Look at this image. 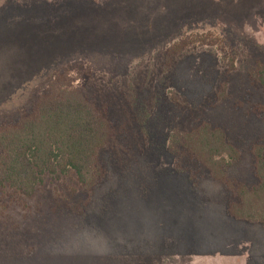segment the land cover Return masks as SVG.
Here are the masks:
<instances>
[{"label":"rangeland","instance_id":"1","mask_svg":"<svg viewBox=\"0 0 264 264\" xmlns=\"http://www.w3.org/2000/svg\"><path fill=\"white\" fill-rule=\"evenodd\" d=\"M257 61L264 0H0V121L60 67L61 84L123 97L147 136L135 159L102 155L109 179L91 201L70 169L43 173L30 196L3 187L0 264H264V224L228 215L223 187L193 184L168 149L179 114L170 96L208 102L211 125L242 149L229 176L254 184L248 146L264 141V116L249 111L264 104L250 77ZM226 77L227 97L209 100Z\"/></svg>","mask_w":264,"mask_h":264},{"label":"trees","instance_id":"2","mask_svg":"<svg viewBox=\"0 0 264 264\" xmlns=\"http://www.w3.org/2000/svg\"><path fill=\"white\" fill-rule=\"evenodd\" d=\"M201 37L202 44L213 43L206 35ZM216 39L222 41L218 35ZM187 42L186 37L175 40L166 50L175 52ZM53 71L57 79L45 91L21 105V113L0 121V191L7 185L19 196H30L43 173L70 169L91 201L109 179L102 155L108 153L117 161L135 159L146 150L147 136L143 128L133 129L135 117L123 97L113 93L96 98L61 84L63 68ZM250 77L264 92V63L257 61ZM228 80L219 82V92L209 100L227 97L223 91ZM170 99L179 112L168 138L177 168L187 172L193 184L205 179L219 183L227 193L228 215L264 224V141L256 139L248 146L256 182L249 186L237 182L228 168L240 159L242 149L227 139L221 126L211 125V104L192 108L175 96ZM249 111L263 117L264 104H252Z\"/></svg>","mask_w":264,"mask_h":264}]
</instances>
